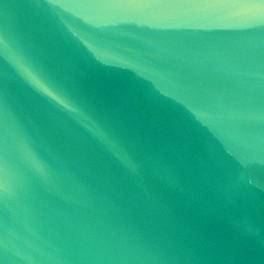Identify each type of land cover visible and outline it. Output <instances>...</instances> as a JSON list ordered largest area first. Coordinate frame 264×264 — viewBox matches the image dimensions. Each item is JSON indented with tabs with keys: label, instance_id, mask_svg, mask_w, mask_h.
<instances>
[{
	"label": "water",
	"instance_id": "1",
	"mask_svg": "<svg viewBox=\"0 0 264 264\" xmlns=\"http://www.w3.org/2000/svg\"><path fill=\"white\" fill-rule=\"evenodd\" d=\"M0 264H264V0H0Z\"/></svg>",
	"mask_w": 264,
	"mask_h": 264
}]
</instances>
